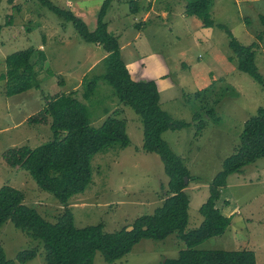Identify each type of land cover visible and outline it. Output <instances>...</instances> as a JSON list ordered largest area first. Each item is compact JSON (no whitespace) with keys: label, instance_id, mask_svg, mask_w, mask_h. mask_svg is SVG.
<instances>
[{"label":"rangeland","instance_id":"374dc122","mask_svg":"<svg viewBox=\"0 0 264 264\" xmlns=\"http://www.w3.org/2000/svg\"><path fill=\"white\" fill-rule=\"evenodd\" d=\"M50 1L92 24L103 0ZM130 1L112 0L104 20L119 42L131 77L155 80L162 109L173 119L188 123L164 131L162 137L189 170L187 228H193L203 218L199 207L209 195L213 177L224 158L240 144L244 122L264 105V84L238 69L227 33L228 29L244 45L255 43V63L264 79V0H209L214 26H204L201 18L186 13L190 0H135L137 5ZM8 14L12 22L4 25ZM0 24V74L6 69V55L15 50L30 45L41 50L42 45L48 55L47 62L36 66L38 88L7 96L5 80L0 79V187L8 184L21 190L24 202L48 221L60 215L63 209L59 202L41 189L27 170L8 166L2 154L12 146L33 148L52 139L49 124H28L25 119L50 97L72 92L88 105L91 125L102 122L106 109L117 112L125 120L130 140L124 147L117 143L104 147L91 158L90 183L71 197L75 226L102 222L106 231H114L152 212L166 195L168 176L159 155L141 148L139 115L120 103L114 88L103 79L88 100L82 97L85 75L104 73L100 61L106 54L103 47L84 41L70 21L38 0H0ZM36 56L34 52L31 61ZM245 172L230 174L216 201L218 208L223 207L232 199L233 191L240 205L230 214L227 230L195 248H247L255 252L257 264H264V209L260 206L264 201L258 202L264 195L262 185L255 182L264 177V157L256 159ZM233 183L236 186L230 187ZM0 245L6 257L13 260L19 251L35 248L36 256L23 264H46L42 242L10 220L0 228ZM181 248L184 243L172 233L163 240L141 239L128 254L113 262L96 251L93 264H162Z\"/></svg>","mask_w":264,"mask_h":264},{"label":"trees","instance_id":"16d2710c","mask_svg":"<svg viewBox=\"0 0 264 264\" xmlns=\"http://www.w3.org/2000/svg\"><path fill=\"white\" fill-rule=\"evenodd\" d=\"M49 10L70 21L80 37L97 43L106 52L100 60L104 73L86 76L83 80L82 97L88 100L97 83L103 79L110 84L120 103L130 106L140 117L143 129L141 148L159 155L168 176L165 197L150 213L134 218L131 224L114 231H106L102 222L76 227L71 197L84 191L91 181V158L104 147L113 144L127 146L125 120L117 112L103 111L105 117L98 126L91 125L88 105L74 93H58L50 97L45 105L28 115V124H49L52 139L33 148L27 145L12 146L3 151L4 162L15 169L29 172L36 184L49 192L62 206L55 221L45 219L35 207L24 202L23 192L4 184L0 187V228L10 220L14 226L42 242L46 264H93L96 251L106 261L113 262L128 254L141 239L163 240L176 233L184 248L175 257L165 258L162 264H257L255 252L242 248L197 249L195 246L206 239L221 235L227 230L231 217L225 216L216 207L228 176L235 172L246 173V167L256 159L264 157V105L245 122L240 133V144L233 153L224 158L222 168L215 174L209 195L200 205L203 217L199 225L187 228L190 198L186 192L189 170L183 161L169 148L162 137L166 130L180 129L188 123L173 119L160 105V94L155 80H134L121 55L117 38L108 30L104 20L112 0H103L96 22L90 27L70 9L60 8L50 0H38ZM130 2L137 5V1ZM134 6V5H133ZM135 11V7H131ZM189 15L202 20L204 26H214L209 10V0H190L185 7ZM11 15L5 17L4 25H10ZM223 27L222 24H216ZM3 25L0 24V33ZM229 46L233 51L239 70L264 84V79L255 63V43L244 45L227 29ZM37 56L31 61L33 53ZM46 56L43 50L30 45L6 55L5 71L0 79L5 80L7 96L38 88L40 82L36 66H42ZM201 125V124H200ZM202 126V125H201ZM132 229L128 230V226ZM37 249L19 251L15 260L6 257L0 245V264H23L34 258Z\"/></svg>","mask_w":264,"mask_h":264},{"label":"crops","instance_id":"0c3cea01","mask_svg":"<svg viewBox=\"0 0 264 264\" xmlns=\"http://www.w3.org/2000/svg\"><path fill=\"white\" fill-rule=\"evenodd\" d=\"M148 12V11H147ZM145 13L146 15L145 16H148V13ZM78 15V14H77ZM79 16V15H78ZM89 26L91 25L92 27H93V23L92 24H88ZM39 48L41 49V50H43L44 48H43V46L42 45H40L39 46ZM43 52H44V50H43ZM45 53V56H46V59H45V61H44V63L45 62H47L46 60H48V55L46 54V51L44 52ZM105 56V55H104ZM66 93V92H65ZM230 177L228 176V179H229ZM251 180V182H252V179H250ZM228 182H229V180H228ZM255 182L258 184V185H262V187H263V189L261 190V192H262V194L264 195V177H262V179L261 180H259V179H256L255 180ZM233 186H236L235 185V183H233V184H230V187H233ZM230 197H232V199L230 200L229 199V201L226 203V205H224L223 207H221L220 205H219V210L221 211V213L223 214V215H225V216H230V214L231 213H233L235 210H239V207H240V205L238 204V203H236V200H235V197H234V194H233V191H230ZM255 197H253V199H254ZM264 200L263 199H260L258 202L259 203H262ZM261 207H263V209H264V203L262 204V205H260ZM217 207V206H216ZM231 218H232V216H230ZM255 230H257V231H259V229H255Z\"/></svg>","mask_w":264,"mask_h":264},{"label":"water","instance_id":"95a60500","mask_svg":"<svg viewBox=\"0 0 264 264\" xmlns=\"http://www.w3.org/2000/svg\"><path fill=\"white\" fill-rule=\"evenodd\" d=\"M186 180H187V177L185 176V182H186ZM127 229L128 230L132 229V226H128Z\"/></svg>","mask_w":264,"mask_h":264}]
</instances>
